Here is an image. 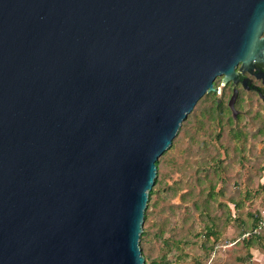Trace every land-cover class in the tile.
Returning a JSON list of instances; mask_svg holds the SVG:
<instances>
[{"label":"water","instance_id":"1","mask_svg":"<svg viewBox=\"0 0 264 264\" xmlns=\"http://www.w3.org/2000/svg\"><path fill=\"white\" fill-rule=\"evenodd\" d=\"M262 29L264 0H0V264H144L156 160Z\"/></svg>","mask_w":264,"mask_h":264},{"label":"rangeland","instance_id":"2","mask_svg":"<svg viewBox=\"0 0 264 264\" xmlns=\"http://www.w3.org/2000/svg\"><path fill=\"white\" fill-rule=\"evenodd\" d=\"M215 80L217 95L198 99L160 163V190L138 241L146 264H206L214 250L212 264H264V243L250 240L249 248L241 237L252 211L264 206V102L241 91L233 116L227 106L230 91L219 84V76ZM215 99L224 107L220 123L214 112L209 115ZM233 127L244 135L236 137ZM241 199L235 206L233 201ZM206 225L217 233L210 241L203 237ZM261 235L264 240V231Z\"/></svg>","mask_w":264,"mask_h":264},{"label":"trees","instance_id":"3","mask_svg":"<svg viewBox=\"0 0 264 264\" xmlns=\"http://www.w3.org/2000/svg\"><path fill=\"white\" fill-rule=\"evenodd\" d=\"M214 85L215 86H218V84L216 83V80L214 81ZM204 95L216 96L217 94H216V92L211 91V92H206ZM211 112H214V114H215V116H212L213 119H216V121L218 123H220L221 122V119H222V114L224 113V107L222 106V102H220L217 99L213 100V105L209 109V115H211L210 114ZM188 114L181 121L178 130H180L182 128V125L188 121V119H189ZM232 118L233 117H228L227 120L229 122H232V120H231ZM227 120H226V123L228 122ZM232 130L234 131V135L236 137H240L241 138L244 135L243 130L240 127H233ZM173 145H174V139H172V142L169 145V147L158 157V159L155 162V165L157 167V169H156V176L154 178V184H153L152 188L148 191L147 204H146V208L144 210V221H146V219H147V214H148V211H149V206L155 205L154 195L160 190V188H159L160 187V173H159L160 163H161V161L163 159V156L167 153L168 150H170L173 147ZM261 189L263 190L262 194H264V181L261 182ZM233 202H235V206H237V207L240 204L239 202H241V205L243 203L242 199L241 200H236V201H233ZM263 207L264 206H260L256 210L252 211L251 220H250L251 221V224H250V226H247V227H245L244 229L241 230V235L244 232L251 231L253 229V227L256 225V216H255V214H257L258 211L261 208H263ZM206 226H207V230L204 232L203 237H205L206 240L210 241V239H212V236H216L217 233L212 231V229H213L212 226H209V225H206ZM263 231L261 233L257 234V235L256 234H252V235H250L248 237H245L246 238V242H247L246 244L248 245L249 248H250L249 241L250 240L251 241L252 240H259L262 237L261 234L263 233ZM144 233H145V231L142 230V232L140 233V240H142V237L144 236ZM237 241H238V239L235 240V241L233 240V243L231 245H234ZM206 248H207V250H211V247H206ZM219 252L217 254H220ZM215 254H216V252L214 250V253H212V254L209 255V259H208V261H207L206 264H212L214 258L216 257Z\"/></svg>","mask_w":264,"mask_h":264},{"label":"flooded vegetation","instance_id":"4","mask_svg":"<svg viewBox=\"0 0 264 264\" xmlns=\"http://www.w3.org/2000/svg\"><path fill=\"white\" fill-rule=\"evenodd\" d=\"M258 37L263 40V44H264V29L260 31ZM235 71L237 72L236 81L235 82L229 81L225 85H223L224 87H228L230 91L228 100L233 93V89L235 88L236 89L235 102L239 98L241 91L253 93L256 97H258L260 100L264 102V61H255L250 69L241 68L239 63L237 66H235ZM221 78L222 77L219 76V84L220 83L222 84ZM214 81H213V85H214ZM228 100H227V106H228ZM235 102H234V106H235Z\"/></svg>","mask_w":264,"mask_h":264},{"label":"built area","instance_id":"5","mask_svg":"<svg viewBox=\"0 0 264 264\" xmlns=\"http://www.w3.org/2000/svg\"><path fill=\"white\" fill-rule=\"evenodd\" d=\"M256 216V225L253 227L251 231H246L242 234V238L248 237L252 234H259L264 230V207L261 208Z\"/></svg>","mask_w":264,"mask_h":264},{"label":"crops","instance_id":"6","mask_svg":"<svg viewBox=\"0 0 264 264\" xmlns=\"http://www.w3.org/2000/svg\"><path fill=\"white\" fill-rule=\"evenodd\" d=\"M262 238H263V236L259 240H261V243H264V240ZM252 252H254L255 257L259 261L260 257L258 255H260V252H259L258 248L256 249L253 247Z\"/></svg>","mask_w":264,"mask_h":264}]
</instances>
